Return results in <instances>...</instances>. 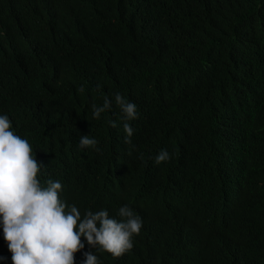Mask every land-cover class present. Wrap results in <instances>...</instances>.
<instances>
[{"label":"trees","instance_id":"1","mask_svg":"<svg viewBox=\"0 0 264 264\" xmlns=\"http://www.w3.org/2000/svg\"><path fill=\"white\" fill-rule=\"evenodd\" d=\"M0 114L82 217H141L130 251L82 237L75 264H264V0H0Z\"/></svg>","mask_w":264,"mask_h":264},{"label":"clouds","instance_id":"2","mask_svg":"<svg viewBox=\"0 0 264 264\" xmlns=\"http://www.w3.org/2000/svg\"><path fill=\"white\" fill-rule=\"evenodd\" d=\"M83 93V86L78 87ZM115 105L122 113L125 143L131 142L134 129L128 121L137 118V106L120 93L114 94ZM113 101L103 97L102 105L91 104L94 119L111 109ZM116 127V122H111ZM12 121L0 114V224L4 239L13 254V264H75V254L84 248L82 237L96 253H109L120 258L133 248L143 222L128 205L121 206L117 216L107 209L87 211L83 217L75 204L69 205L60 196L63 185L49 179L46 186L38 179L42 164L33 156L30 143L11 130ZM98 141L81 135L78 146L95 149ZM166 150L155 157L160 164L170 160ZM162 248L164 242L155 240ZM84 264H100L97 254L86 252ZM2 259V257H0Z\"/></svg>","mask_w":264,"mask_h":264}]
</instances>
